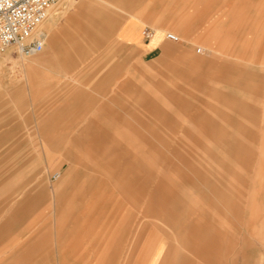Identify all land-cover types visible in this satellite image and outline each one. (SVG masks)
Instances as JSON below:
<instances>
[{"label": "rangeland", "instance_id": "1", "mask_svg": "<svg viewBox=\"0 0 264 264\" xmlns=\"http://www.w3.org/2000/svg\"><path fill=\"white\" fill-rule=\"evenodd\" d=\"M190 1L184 32L153 25L147 46L135 31L131 52L78 23L0 56V264L262 262L264 0Z\"/></svg>", "mask_w": 264, "mask_h": 264}, {"label": "crops", "instance_id": "2", "mask_svg": "<svg viewBox=\"0 0 264 264\" xmlns=\"http://www.w3.org/2000/svg\"><path fill=\"white\" fill-rule=\"evenodd\" d=\"M61 1L62 3H61L60 11L63 14L65 13L62 16V22H60L59 24L60 26H56L53 28L49 27V29L47 30L46 29L42 30L46 34V39L49 36L53 39H56L61 33L67 32L68 30L72 29V27L75 26V24L78 23L84 25L83 31L88 35L87 39H92L94 31L93 29L89 28V25L96 24L97 26H99L98 31L101 32L102 34H110L111 32H121L124 34V37L118 38V40L121 41L120 47L121 46L126 47L123 50V52H131V50L134 49L135 45L133 44L132 41L129 40V36L131 34H134L135 31L136 32L138 31L142 43L144 45L149 46L157 37V29L153 25H157L159 27L175 26L177 22L173 20L174 18L181 17L185 19V17L187 18L190 15H194L198 13L200 8L198 1H196L193 4V1L188 0L187 8L189 9L190 12L188 11V13H185L183 15L181 13L178 14L175 11H172L173 7L170 6V4L164 10H154L151 12H146V10L143 9H146L145 7L147 6L146 4L148 0H61ZM116 18H118V21L121 23L120 25H118V27L117 24L114 23V20ZM175 27L177 32L179 33L184 32V28L182 27L179 28L177 26ZM145 28H150L154 30L155 34L152 38L146 39L144 37L143 30ZM168 32L175 33L173 31H167L166 33ZM165 50L167 49L165 48L164 51ZM113 51L119 52L120 48L113 49ZM197 52L199 51L197 50ZM201 52H203V49ZM54 58L58 59V61L60 60L73 61V56L69 55L67 52H55ZM190 59L194 60V56H191ZM25 65H26L25 68L30 70H33L35 68L41 69L40 66H36V63L28 62ZM102 108L103 107H99L98 109L102 110ZM64 155H65L64 160L70 159L74 161L72 159V153L70 151L67 150ZM211 238L212 236L209 238V240ZM210 242L209 244H211ZM221 249L218 251L221 253L224 252V250ZM214 250L216 251V249ZM260 264H264V258Z\"/></svg>", "mask_w": 264, "mask_h": 264}, {"label": "built area", "instance_id": "3", "mask_svg": "<svg viewBox=\"0 0 264 264\" xmlns=\"http://www.w3.org/2000/svg\"><path fill=\"white\" fill-rule=\"evenodd\" d=\"M61 0H0V56L13 50L22 56H33L44 48L45 38L38 32L48 18L50 9ZM154 30L145 28L146 39L154 36ZM166 38L178 40L172 32ZM199 52L202 48L197 49Z\"/></svg>", "mask_w": 264, "mask_h": 264}, {"label": "bare ground", "instance_id": "4", "mask_svg": "<svg viewBox=\"0 0 264 264\" xmlns=\"http://www.w3.org/2000/svg\"><path fill=\"white\" fill-rule=\"evenodd\" d=\"M42 34H43V36H44V38H45V40H46V34H45V32L44 31H40Z\"/></svg>", "mask_w": 264, "mask_h": 264}]
</instances>
